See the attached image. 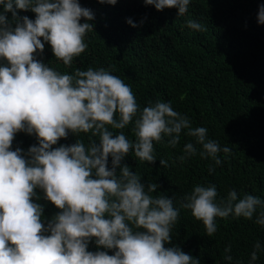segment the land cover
<instances>
[{"label":"clouds","instance_id":"clouds-1","mask_svg":"<svg viewBox=\"0 0 264 264\" xmlns=\"http://www.w3.org/2000/svg\"><path fill=\"white\" fill-rule=\"evenodd\" d=\"M98 2L114 6L118 0ZM144 3L158 11L176 8L184 16L190 0ZM0 5V264H201L180 247L165 246L172 243L180 214L174 197L152 195L160 186L142 183L123 161L134 152L139 161L155 163L154 143L168 137L175 148L182 134L195 143L184 145L177 157L181 164L199 154L220 165V154L227 158L231 148L209 139L206 127H193L170 102H149L141 110L131 87L104 68L62 74L38 60L45 43L65 66L85 52L95 16L79 0H0ZM17 10H30L35 19L20 17ZM258 22L264 24V5ZM128 23L137 27L131 19ZM186 24L205 30L193 19ZM133 121L135 142L123 131L109 130H123ZM19 132L35 135L38 144L27 153L13 150ZM70 132L89 134L88 144L77 139L54 147ZM160 164L167 167L168 161L160 159ZM37 189L59 209L47 226L44 206L34 202L41 199ZM218 195L215 185H196L180 207L191 210L210 237L217 232L218 217L252 220L258 208L255 223L264 226L259 197H241L234 189L226 198ZM93 239L97 249L105 250L89 251ZM254 249L251 261L258 259L259 242ZM230 251L229 245L225 252Z\"/></svg>","mask_w":264,"mask_h":264},{"label":"trees","instance_id":"trees-1","mask_svg":"<svg viewBox=\"0 0 264 264\" xmlns=\"http://www.w3.org/2000/svg\"><path fill=\"white\" fill-rule=\"evenodd\" d=\"M79 2L95 16L94 30L85 37V52L65 66L45 43L44 52H37L38 60L62 74L104 68L131 87L141 110L149 102H170L193 127H206L209 139L232 150L227 158L220 154V165L199 154L181 164L177 157L184 154V145L195 143L194 138L182 134L175 148L168 144V137L154 143L155 163L139 161L134 152L125 158L123 163L142 183L160 186L152 195L174 197V207L180 210L172 243L165 246H178L199 258L201 264H264V226L255 223L261 209L252 220L218 217L217 232L210 237L203 222L195 219L191 210L180 207L182 197L196 185H215L218 199L234 189L241 197L251 194L264 201V24L258 22L264 0H190L184 16H179L176 8L158 11L144 0H118L114 6L98 0ZM17 11L20 17L35 19L30 10ZM6 16L14 23L11 12ZM129 19L137 27L131 26ZM188 19L201 23L205 30L188 28ZM133 127L134 121L123 130H109L123 131L135 142ZM77 139L87 145L89 134L70 132L54 147L71 145ZM34 144H38L35 135L19 132L12 147L27 153ZM197 148L199 152L200 146ZM160 159L167 160L168 166L162 167ZM210 167L215 170L210 172ZM37 193L41 199L34 198V202L44 206L47 226L59 209L43 199L42 190ZM257 242L261 245L258 259L251 261ZM229 245L231 251L225 252ZM97 250L105 249H97L93 239L89 251ZM226 255H231L232 261L225 260Z\"/></svg>","mask_w":264,"mask_h":264}]
</instances>
